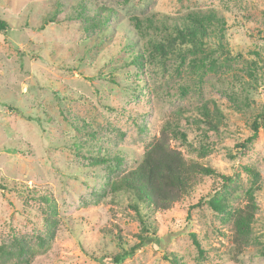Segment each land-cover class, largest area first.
I'll list each match as a JSON object with an SVG mask.
<instances>
[{"label":"rangeland","instance_id":"obj_1","mask_svg":"<svg viewBox=\"0 0 264 264\" xmlns=\"http://www.w3.org/2000/svg\"><path fill=\"white\" fill-rule=\"evenodd\" d=\"M211 12L222 31L177 32ZM0 18V264H264V124L246 140L264 110V0H0ZM167 119L184 133L171 145L222 176L153 210L114 185Z\"/></svg>","mask_w":264,"mask_h":264},{"label":"trees","instance_id":"obj_2","mask_svg":"<svg viewBox=\"0 0 264 264\" xmlns=\"http://www.w3.org/2000/svg\"><path fill=\"white\" fill-rule=\"evenodd\" d=\"M202 20L207 22L215 21L216 24H221L219 30L222 31L224 21L221 17H217L214 12L207 15L198 16L195 14H188L183 21L182 29H178V33L189 32L190 27L194 30L201 28ZM147 27L156 26L152 18H146ZM136 20L137 25L141 23ZM162 22H164L162 20ZM201 26L198 27V24ZM9 28L8 23L0 18V31L7 32ZM140 32V31H139ZM258 119L252 123V132L246 139L251 142L257 135L259 128L264 124V110L259 114ZM184 133L178 129V122L174 119L165 120L161 125L158 134L151 140L148 147L144 151L140 161L136 166L130 169L123 177L117 179L116 188H125L132 191L141 202L146 203L151 209H167L174 202L181 200L183 197L189 195L194 185L197 184L199 176L202 175H220L214 167L203 164L197 160L187 159L180 150L174 148L170 141L173 137H183ZM248 201L236 209L233 227V241L240 251L241 245L249 242L250 232L252 229V221L254 212L257 209L253 201V196L250 192H246ZM209 205L215 211H222L227 208L221 205L212 196L208 200ZM136 212H138L136 208ZM140 222L144 229H148L141 215ZM192 243L197 250L199 257H204V249L194 232L189 233ZM146 242L145 237L141 239ZM140 240V241H141ZM124 254L112 255L113 261H119ZM165 258L169 260L170 264H182L177 257L170 253L165 254Z\"/></svg>","mask_w":264,"mask_h":264}]
</instances>
